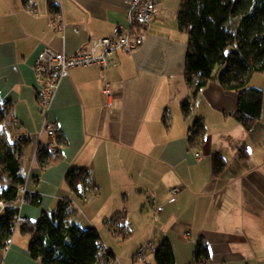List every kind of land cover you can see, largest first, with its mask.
<instances>
[{
    "label": "crops",
    "instance_id": "0c3cea01",
    "mask_svg": "<svg viewBox=\"0 0 264 264\" xmlns=\"http://www.w3.org/2000/svg\"><path fill=\"white\" fill-rule=\"evenodd\" d=\"M181 3L157 0L158 15L137 51L117 53L109 69H73L62 80L49 114L62 138L61 161L42 169L38 148L56 137L39 136L45 117L33 65L46 49L71 56L93 40L113 37L116 28L128 26V5L126 0H35L34 16L22 0H0V101L10 104L19 133L29 135L19 158L28 191L40 198L39 205L22 204L20 217L34 223L66 202L70 221L98 231L112 264H131L147 246L145 264H157L154 254L164 242L172 245L175 264H194L202 242L209 264H264V117L247 132L235 119L236 93L211 83L184 118L181 106L191 91L185 76L187 36L178 21ZM51 6L63 16V33L50 26L58 16ZM105 80L110 97L104 95ZM197 118L206 122L207 143L192 150L188 130ZM11 131L15 138L18 132ZM243 146L248 159L239 156ZM217 155L228 164L221 176L213 174ZM76 168L91 170L98 192L93 199L92 192L77 199L69 189L66 177ZM173 188L179 192L170 202ZM118 215L126 239L112 236L106 225ZM10 240L0 264H40L31 259V239L20 234V226Z\"/></svg>",
    "mask_w": 264,
    "mask_h": 264
},
{
    "label": "trees",
    "instance_id": "16d2710c",
    "mask_svg": "<svg viewBox=\"0 0 264 264\" xmlns=\"http://www.w3.org/2000/svg\"><path fill=\"white\" fill-rule=\"evenodd\" d=\"M31 0H22L27 6ZM35 1V0H33ZM52 12L59 9L51 6ZM178 14L180 32L187 36L186 83L191 95L181 106L184 118L195 111L198 95L211 83L219 84L225 91L238 96V111L235 119L246 129L253 130L263 114V90L251 84L253 76L264 72V0H182ZM14 117L9 103L0 101V200L18 205L20 187L27 183L23 161L13 151L14 136L11 124ZM170 126V119L164 117ZM188 143L192 150L206 145L208 135L206 122L197 118L188 130ZM62 138L57 132L51 153L47 146L38 148L37 159L42 169L61 161ZM27 141H24L25 144ZM23 155L22 147L18 148ZM240 158L248 159L249 153L243 146ZM213 174L221 176L227 168L224 156L212 159ZM69 189L77 199L86 200L93 188L91 170H72L66 177ZM28 204L39 205L40 198L28 199ZM56 213L44 214L32 223L20 226V234L29 236L28 250L31 259L40 264H96L97 244L101 241L94 228L83 229L70 221L72 210L60 203ZM20 216L18 207H11L0 215V252L6 250L14 234ZM120 215L107 221L109 230L116 238L126 239L125 226ZM194 264L209 261L208 247L199 243ZM157 264H175L172 245L164 242L155 251Z\"/></svg>",
    "mask_w": 264,
    "mask_h": 264
},
{
    "label": "built area",
    "instance_id": "2783aa9c",
    "mask_svg": "<svg viewBox=\"0 0 264 264\" xmlns=\"http://www.w3.org/2000/svg\"><path fill=\"white\" fill-rule=\"evenodd\" d=\"M128 5V26L126 28L119 27L114 31V36L110 38H104L100 40H93L88 45L87 49L81 52L68 56L66 53L56 51L54 49H46L38 57L37 61L33 65V72H35V78L37 83L36 94L38 96L39 105L41 106V111L43 113L44 121L42 125V130L39 134L46 135L51 140H54L57 132L58 126L51 124L49 121V114L53 106V102L57 96V92L61 86L62 80L70 75L73 69H81L83 67H94L99 66L102 69H109V67L114 65L115 56L119 52H134L137 51L141 46L143 40V32L148 30L151 21L157 17V0H126ZM28 13L36 16L37 9L35 1L31 0L25 6ZM56 18L52 19L50 26L52 30L56 33H63L65 30V24L63 16L58 13ZM104 95L106 97L111 96L110 86L108 81L105 80L103 86ZM20 123L16 119L11 124V128L18 132L17 136L14 138V148L13 151L16 153L17 157H20L18 147L21 143L29 140V135L20 134ZM47 148L51 153L56 152V146L54 141L47 144ZM199 154L197 155V157ZM92 197L98 193L95 187L92 188ZM179 189L173 188L170 191V202L176 201V196L178 195ZM36 194L28 191L26 185L20 187V198L18 205L8 204L0 200V215L4 213L5 210L11 207H22V204L28 202L29 198H33ZM67 206L66 202H62ZM162 209L158 208L157 211L160 212ZM57 212V211H56ZM29 221L25 217H20L16 223V227L28 224ZM98 253L96 256V264H112L113 260L110 256V248L106 246L103 241H99L97 244ZM150 246L140 249L135 256V259L131 264H145L147 259V252ZM201 264H209V261L203 260Z\"/></svg>",
    "mask_w": 264,
    "mask_h": 264
},
{
    "label": "rangeland",
    "instance_id": "374dc122",
    "mask_svg": "<svg viewBox=\"0 0 264 264\" xmlns=\"http://www.w3.org/2000/svg\"><path fill=\"white\" fill-rule=\"evenodd\" d=\"M251 85H253V86L255 85V86L259 87V89L263 90V93H264V72L255 74L251 80ZM263 117H264V112H263ZM227 152H228V154H231L229 149L227 150ZM25 170H26V167H25Z\"/></svg>",
    "mask_w": 264,
    "mask_h": 264
}]
</instances>
